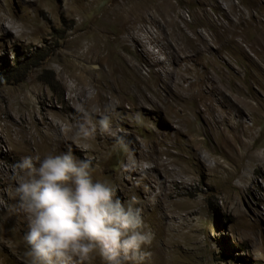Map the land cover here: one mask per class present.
Segmentation results:
<instances>
[{
  "label": "rangeland",
  "instance_id": "374dc122",
  "mask_svg": "<svg viewBox=\"0 0 264 264\" xmlns=\"http://www.w3.org/2000/svg\"><path fill=\"white\" fill-rule=\"evenodd\" d=\"M109 101L116 137L72 152L139 202L145 264H264V0H0V264L25 261L12 165Z\"/></svg>",
  "mask_w": 264,
  "mask_h": 264
},
{
  "label": "clouds",
  "instance_id": "9594fccd",
  "mask_svg": "<svg viewBox=\"0 0 264 264\" xmlns=\"http://www.w3.org/2000/svg\"><path fill=\"white\" fill-rule=\"evenodd\" d=\"M94 96V90L86 92L87 100ZM114 109L115 101L75 105L73 123L59 125L67 151L24 155L12 165L13 210L26 222L24 264H90L95 258L100 264H145L152 233L139 202L134 196L122 201L110 182L92 176L89 158L72 152V146L89 150L97 134L116 137ZM121 167L143 176L149 165L130 160Z\"/></svg>",
  "mask_w": 264,
  "mask_h": 264
},
{
  "label": "bare ground",
  "instance_id": "6f19581e",
  "mask_svg": "<svg viewBox=\"0 0 264 264\" xmlns=\"http://www.w3.org/2000/svg\"><path fill=\"white\" fill-rule=\"evenodd\" d=\"M86 91V90H85Z\"/></svg>",
  "mask_w": 264,
  "mask_h": 264
}]
</instances>
